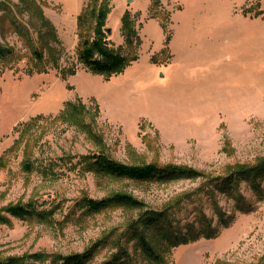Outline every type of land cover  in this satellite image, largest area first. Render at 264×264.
Instances as JSON below:
<instances>
[{"label": "rangeland", "instance_id": "1", "mask_svg": "<svg viewBox=\"0 0 264 264\" xmlns=\"http://www.w3.org/2000/svg\"><path fill=\"white\" fill-rule=\"evenodd\" d=\"M34 1L56 29V53L42 46L23 0H0V47L13 52L0 60V214L8 219L0 224V262L43 254V261L29 263L54 264L107 239L91 263L102 264L146 210L166 211L182 225L204 213L217 228L213 209L219 208L234 218L230 227L171 250L163 264H264V194L246 184L237 202L211 195L202 177L161 184L100 177L89 168L91 157L102 154L128 166L185 167L211 180L264 160V24L250 19L264 14V0H112L109 47L130 55L122 33L126 12L142 44L137 61L110 77L78 64V18L87 0ZM152 19L159 23L146 32L153 40L143 32ZM34 50H42L44 62ZM71 68L77 72L64 78ZM77 99L87 113L61 118ZM117 194L144 206L96 214L77 208L85 198ZM15 205L44 217L7 215ZM131 245L140 264H150Z\"/></svg>", "mask_w": 264, "mask_h": 264}, {"label": "trees", "instance_id": "2", "mask_svg": "<svg viewBox=\"0 0 264 264\" xmlns=\"http://www.w3.org/2000/svg\"><path fill=\"white\" fill-rule=\"evenodd\" d=\"M111 2L112 0H87V5L78 18V36L80 39L77 50L78 64L93 74L106 77L121 72L126 66L137 61L138 56L135 52L142 44L131 14L126 12L121 21L122 33L126 39L130 55L124 56L109 47L110 30L105 28V22L110 12ZM23 4L24 11L32 16L31 24L37 31L42 46L48 48L51 54L56 53L57 50L51 46V42H59L54 25L47 20L43 9L36 1L23 0ZM158 4L157 1L153 3L154 8ZM2 11L4 13L12 12L6 6H4ZM259 15V12L256 13V16ZM34 20L36 22H33ZM37 22L38 26L35 24ZM14 27L17 29H15L16 32L28 39L29 42V39H31L30 35L24 32L15 22ZM12 55L13 52L11 50L0 47V60L7 59ZM33 55L37 62H44L42 50H34ZM51 57L57 62L54 55H51ZM76 72L77 68H71L69 71L63 72V77L74 75ZM86 113L87 108L80 99H77L74 103L66 104V108L60 117L71 118L76 121L77 117ZM89 168L100 177L124 178L141 182L154 181L161 184L180 180H196L202 177L207 179V188L211 189V195H226L237 202L238 197L235 194L238 193L242 184H246L257 194H264V160L258 161L254 166H234L224 175L213 177L211 180L205 174L185 167H158L154 164L128 166L117 163L102 154L91 157ZM112 206L135 210L141 209L144 204L129 195L117 194L102 201L85 198L77 205V208L85 210V213L88 214H96ZM217 209H213V215L217 218V228L213 226V220H208L204 213L203 216H198L199 218L195 223L182 225L173 220L166 211L146 210L127 227V232L124 236L127 240L125 245L121 244V241L117 242L116 252L102 264H140L134 254L131 253L130 244L134 245L135 251H137L135 253L140 252V255L150 264H163L165 260L164 254L169 253L171 250L187 244L189 241L214 239L219 235L220 230L230 227L234 218ZM5 212L11 217L22 220L33 218L35 215L44 217L35 213L30 206H10ZM7 222V217L0 214V224ZM107 243L109 242L106 239L94 244L83 253L65 257L59 256L55 258L54 264H91L99 250ZM45 258L46 256L43 254H34L28 258H9L5 262H0V264H30V261L40 262Z\"/></svg>", "mask_w": 264, "mask_h": 264}, {"label": "crops", "instance_id": "3", "mask_svg": "<svg viewBox=\"0 0 264 264\" xmlns=\"http://www.w3.org/2000/svg\"><path fill=\"white\" fill-rule=\"evenodd\" d=\"M263 18H264V14H262L261 16H256V15H251V17H250V19L251 20H255V21H257V22H260V24H264V21H263ZM159 23L157 22V21H155V20H149L147 23H145L144 24V26H143V32H144V35L145 36H148L151 40H153V38L151 37V36H149L147 33L149 32V31H151V30H156V25H158ZM149 25H151V27H154L155 29H149L148 28V26ZM263 26L264 25H262V28H263ZM147 32V33H146ZM162 42V41H161ZM145 45V44H144ZM172 45H173V43H172ZM217 51H219V52H222V50L220 49V48H217ZM220 54V53H219ZM172 56H173V61H174V58H175V56H174V54H172ZM218 59H220V56H218L217 57ZM173 62H171V64H172Z\"/></svg>", "mask_w": 264, "mask_h": 264}]
</instances>
